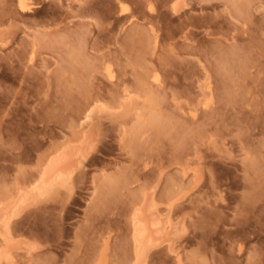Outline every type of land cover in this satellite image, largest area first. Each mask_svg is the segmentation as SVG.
<instances>
[{
	"label": "rangeland",
	"instance_id": "rangeland-1",
	"mask_svg": "<svg viewBox=\"0 0 264 264\" xmlns=\"http://www.w3.org/2000/svg\"><path fill=\"white\" fill-rule=\"evenodd\" d=\"M18 1L0 0V162L13 169L0 199L84 130L105 134L76 164L68 203L57 186L19 209L11 229L26 246L0 264H131V216L145 192L173 203V238L190 228L176 248L184 264H249V252L264 264V0H183L204 7L175 14V0H152L163 23L121 18V0H39L30 13ZM94 104L111 110L89 116ZM34 241L42 247L31 252ZM168 259L176 264L164 244L146 260Z\"/></svg>",
	"mask_w": 264,
	"mask_h": 264
},
{
	"label": "bare ground",
	"instance_id": "bare-ground-1",
	"mask_svg": "<svg viewBox=\"0 0 264 264\" xmlns=\"http://www.w3.org/2000/svg\"><path fill=\"white\" fill-rule=\"evenodd\" d=\"M20 2L21 0L18 1V8L23 11L19 7ZM25 3L27 4V2ZM175 4L177 5L176 10L180 5H184L183 0H175ZM91 130L90 127L86 131L84 130L77 141L64 144L47 163H43L39 176L33 183L24 186L25 188L17 187L15 194L0 199V250H2L0 251V259L2 257L8 258L12 250L22 248V245L26 244L25 239L13 235L11 229L12 218L19 212L21 207L29 201L35 200L34 198L30 200L34 194H45L50 189L59 186L66 174L73 173L76 164L90 154L87 150L94 142ZM86 152L87 155L85 156ZM165 202H157L149 192H145L139 203L133 208L131 216L133 260L131 264H134L136 259L137 240H143L144 245L150 246L151 250L156 247L161 248L164 244L168 248L170 242L174 240L173 224L171 223L172 220L170 221L173 203L166 205ZM164 203L165 208L163 210L160 205ZM175 251L179 256V252L176 249ZM149 253L144 257L145 260ZM158 256H160L159 253Z\"/></svg>",
	"mask_w": 264,
	"mask_h": 264
},
{
	"label": "snow or ice",
	"instance_id": "snow-or-ice-1",
	"mask_svg": "<svg viewBox=\"0 0 264 264\" xmlns=\"http://www.w3.org/2000/svg\"><path fill=\"white\" fill-rule=\"evenodd\" d=\"M19 7L21 9H23V11L25 13H30V12H33L37 9L44 7V5H42L39 2V0H31V4L29 6L28 4L25 3V0H21ZM176 7H177L176 4L171 5V9H172L173 14H175ZM203 7H204L203 3L200 4L199 6H197L195 4H193V5L185 4L184 5L185 9L195 8L197 10V12ZM165 8H167V4H165ZM118 14L120 15L121 18H125V14L131 15L133 21H135L141 17H148L149 14H151L150 18L152 21H155L159 17L161 22L163 23L164 15L166 13L164 12V9H162L159 5L153 3L152 0H146V2H144V3H140V2L133 3L132 0H121V3L119 4ZM236 23H239V21L237 20ZM144 24H145V27H152V25H150L148 23L147 19L144 20ZM260 26H261V30L264 31V22H261ZM247 27H248L247 24H245L246 29H247ZM152 30H153V32H156V29L154 27L152 28ZM157 35L161 39H166V37L163 36L162 31L160 33H157ZM162 62H166L165 58H162ZM153 63H155V61H153ZM102 71L104 73H106L107 77L110 80H112L113 82L116 81V74L114 72V66L112 64H110V63L107 64L106 67L102 68ZM154 79H155V82L157 84H160L161 83V73H157L155 75ZM209 90H211V89H209ZM212 106H214V100H212V99H210L208 102L204 103V105H203V107L205 109H208ZM97 108H101L103 110V112H108L111 110L109 107H107L104 104H94V105H92V107L89 110V116H92L93 112ZM103 112H102V116H103ZM104 134H105L104 128L101 127L98 137H96L94 139V142L89 146V148L87 150L88 152H92V151L96 150V147L98 146V144L103 140ZM242 139H243V137H242ZM241 149L242 150L246 149V145L244 143L241 144ZM86 155H87V152L85 153V156ZM7 165H8V159H7V156H5L2 159V162H0V176L3 177L5 182H7L9 180L11 173L13 171V169L8 167ZM79 166H80V168L83 167V159H81ZM74 171H75V168H73V172ZM16 175H17V177L19 176V171L16 172ZM161 175H163V173ZM73 182H74L73 174L70 172L63 177L61 183L59 184L58 187L63 188L65 193H66L63 196V199L61 201L62 204H66V203H68V201H70L72 191H73ZM55 194H56L55 189H53L52 191H50L48 193L49 196H54ZM189 195H190V193H187V192L181 193L180 196L178 197L177 202L187 200ZM194 223H196L195 217H194ZM9 227H10V225H9ZM189 233H190L189 227H185L183 229V231L177 230V232L175 233L174 240H172L169 244L168 256L170 258H175L176 264H184L183 260L180 258V256H178L175 249L178 247V245L180 243L183 242L184 238ZM238 242H239L240 253L243 254L245 251H247V244L249 242L244 238V236L242 234L239 235ZM41 247H42V245L38 241H34L30 245V250H31V252H35V251L39 250ZM150 250H151V247L145 246L143 243V240H137L136 259L134 261V264H153L152 260H145L144 259V257L147 256V254L149 253ZM0 251H2V250H0ZM232 252H233V255L235 256V253H236L235 243L233 244ZM248 254H249V264H251L252 253L249 252ZM9 260H10V264H18V262L12 261L11 257L9 258ZM57 264H58V262H57ZM95 264H106V262L103 259H98L97 261H95ZM164 264H173L172 259L165 260ZM223 264H234V260H227L226 259L225 261H223ZM240 264H244L243 255L240 256Z\"/></svg>",
	"mask_w": 264,
	"mask_h": 264
}]
</instances>
